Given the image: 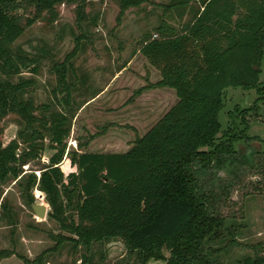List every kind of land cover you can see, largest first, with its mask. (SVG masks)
<instances>
[{"label":"trees","instance_id":"obj_1","mask_svg":"<svg viewBox=\"0 0 264 264\" xmlns=\"http://www.w3.org/2000/svg\"><path fill=\"white\" fill-rule=\"evenodd\" d=\"M63 1L0 0V118L14 113L19 125L6 143L0 127V185L14 179L28 205L34 200L33 187L38 188L50 205L48 218L65 232H51L55 244L33 258L17 255L25 264H66L50 261L48 254L70 242L82 249L76 264H104L93 258L91 246L117 237L134 252L138 264L151 258L162 259L161 264H222L216 253L238 240L231 234L224 245H213L224 240V217L207 211L194 189L191 165L209 161L216 151L204 146H211L221 129L224 89L264 90V0H170L165 5L185 19L176 26L161 16L155 36L151 31L143 34L138 49L160 76L136 91L169 86L177 100L125 151H86L81 143L67 149L80 103L72 95L76 47L52 66V92L61 93L58 101L65 110L36 103L30 93L40 59L14 42L43 13L54 18L56 5ZM116 1L120 18L127 7L147 0ZM76 19L79 24L86 19L81 3ZM23 68L32 74L22 75ZM229 144L223 143L224 148ZM46 147L53 151L38 176L22 167ZM64 157L70 165L66 173L61 167ZM261 195L264 203V191ZM1 215L12 225L17 222L5 201ZM250 247L253 252L234 264H264L263 244L257 241ZM12 254L14 249L0 247V259Z\"/></svg>","mask_w":264,"mask_h":264},{"label":"rangeland","instance_id":"obj_2","mask_svg":"<svg viewBox=\"0 0 264 264\" xmlns=\"http://www.w3.org/2000/svg\"><path fill=\"white\" fill-rule=\"evenodd\" d=\"M169 1L147 0L138 6L127 7L120 18H117L120 7L116 0H65L56 5L57 14L54 18L43 13L15 40V45H20L40 59L39 72L33 74L36 84L30 91L36 103L49 102L51 108L65 110L58 101L61 93L55 96L52 92L55 84L52 66L54 62L63 60L74 47L76 52L72 61L75 72L71 79L76 84V89L72 92L74 102L79 103L90 91L106 86L104 94L96 99V105L93 108L89 106L87 112L83 111L77 116L76 131L73 134L71 130L66 139L67 149L77 148V142L72 140V136H78L80 140L88 139L90 142L87 141L89 145L81 150L125 151L128 148L124 146L125 141L130 143L135 136L142 135L170 104L172 98L169 95L164 97L168 99L166 104L156 107L142 99L138 109L141 113L151 111L152 119H156L147 128L139 125L137 133L130 129L132 126L125 115L129 102L139 93L136 91L138 87L147 85L159 73L139 51L141 38L147 31L155 36L154 27L161 16L176 26H180L185 19V16L179 18L173 9H165ZM78 3L84 7L86 15V19L80 24L76 19ZM16 12L28 14L29 11L17 9ZM127 62L130 63L121 68ZM120 68L122 74L117 76L115 73ZM31 74L23 68L22 75ZM84 74L87 91L83 93L81 79ZM263 79L264 69L260 72V80ZM172 89L175 93L174 88ZM262 97L264 90L259 92L256 88L226 87L224 105L218 113L221 129L213 144L204 146L205 149L216 151L209 161L203 163L195 160L191 165L194 189L205 202L207 211L224 217V240L213 242V245H224L231 234L238 240L237 244H230L216 253L215 256L222 264H234L241 255L252 253L251 243L260 241L264 246V203L261 195L264 191ZM148 101L150 100L147 99ZM83 115H86L85 119ZM149 122L145 120L144 123ZM18 126L14 113L0 118L3 143L16 136ZM92 132V136H89ZM227 142L230 144L224 148L223 143ZM52 151L46 147L39 158L22 167L34 171L38 176L41 166L48 162ZM61 167L64 173L70 169L68 157H64ZM32 193L33 201L46 203L48 211L50 205L43 192L33 187ZM4 201L16 213L17 222L14 225L1 215ZM51 232L65 233L48 218L47 213L43 218L35 214L31 205L22 200L14 179L1 183L0 247H10L16 254L1 258L0 264H25L17 253L33 258L44 248L53 246L55 239L51 237ZM81 251V248L74 249L70 242H66L51 251L48 258L56 263L76 264ZM163 252L166 256L169 254L167 249ZM90 253L96 261L104 264H115L117 261L138 264L134 252H129L117 237L107 242H93ZM162 262V259L151 258L145 264Z\"/></svg>","mask_w":264,"mask_h":264},{"label":"crops","instance_id":"obj_3","mask_svg":"<svg viewBox=\"0 0 264 264\" xmlns=\"http://www.w3.org/2000/svg\"><path fill=\"white\" fill-rule=\"evenodd\" d=\"M130 62H127L125 65H123L121 68H125L127 64H129ZM118 70L115 74L118 76L119 74H122V70ZM156 72H158V70L156 69ZM157 77L155 76L154 79H150V82H153L155 80H157L159 78V73H156ZM146 78V77H144ZM147 79V78H146ZM86 84L87 81L84 80L83 82H81V86H82V91L83 93L87 91L86 88ZM142 84V83H141ZM106 91V86L104 87H100L98 89H95L93 91H90V94L87 97H83V99L80 101V103L78 104V107L76 109V113L74 114V119L72 121L73 123V128H71L73 134L76 131V127H75V120L77 118V116L81 115V113L83 111L87 112V108L89 106H91L92 108L96 105L94 103H96V99L99 98L100 96H102V94H104V92ZM176 93H174L172 87L169 86H152V87H145L144 89H142L138 94H136V96H134V98L132 99L133 101H130L128 104V110H126L125 115L128 117L127 120H129L130 124L132 127H130L131 130L134 131V133H137L139 131V125H142L144 128L148 127L155 119H152L150 112L151 111H146V113L142 112L139 110L140 108V101L142 99H144L145 103H150V105L152 104L153 107L155 106H159L163 103H167L168 99H164L165 95H169L172 99H170V104L165 108V110L162 112L164 113L176 100H177V95L175 96ZM144 96V97H143ZM147 99L150 100L147 102ZM143 102V100H142ZM169 103V101H168ZM139 108V109H138ZM161 113V114H162ZM160 114V115H161ZM159 115V116H160ZM84 116V115H83ZM158 116V117H159ZM157 117V118H158ZM84 119L86 118V115L83 117ZM146 121H150L149 123L145 124L144 122ZM144 124V125H143ZM104 128V126H103ZM105 129V128H104ZM102 129V130H104ZM142 129V128H141ZM83 130V129H82ZM101 130V131H102ZM100 131V132H101ZM100 132H98L100 134ZM103 132V131H102ZM93 132L89 135L92 136ZM98 137L96 136V139ZM101 139H103V137H100ZM95 139V138H94ZM105 139V138H104ZM72 140H75L77 142V147L78 145L81 143V147L83 148L85 145L88 144V139L80 140L78 136H72ZM93 140V139H92ZM88 141V142H87ZM92 142V141H91ZM90 143V142H89ZM131 144L127 143L125 141V148L129 147ZM89 145V144H88ZM127 149V148H126ZM86 151H91V150H86Z\"/></svg>","mask_w":264,"mask_h":264},{"label":"water","instance_id":"obj_4","mask_svg":"<svg viewBox=\"0 0 264 264\" xmlns=\"http://www.w3.org/2000/svg\"><path fill=\"white\" fill-rule=\"evenodd\" d=\"M110 182L112 183V180H110ZM31 207L34 210L35 214L39 217L43 218L47 213L46 203L33 201L31 203Z\"/></svg>","mask_w":264,"mask_h":264},{"label":"built area","instance_id":"obj_5","mask_svg":"<svg viewBox=\"0 0 264 264\" xmlns=\"http://www.w3.org/2000/svg\"><path fill=\"white\" fill-rule=\"evenodd\" d=\"M41 192V191H40Z\"/></svg>","mask_w":264,"mask_h":264}]
</instances>
